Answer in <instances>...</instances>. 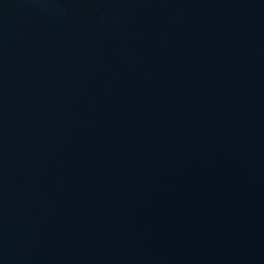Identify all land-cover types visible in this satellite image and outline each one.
<instances>
[{"label": "water", "instance_id": "1", "mask_svg": "<svg viewBox=\"0 0 264 264\" xmlns=\"http://www.w3.org/2000/svg\"><path fill=\"white\" fill-rule=\"evenodd\" d=\"M0 264H264V0H0Z\"/></svg>", "mask_w": 264, "mask_h": 264}]
</instances>
